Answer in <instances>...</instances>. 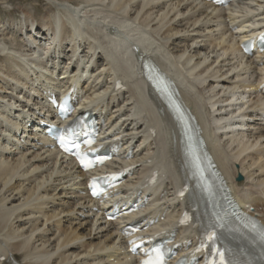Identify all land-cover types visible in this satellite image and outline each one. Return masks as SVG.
I'll return each mask as SVG.
<instances>
[{"label": "bare ground", "instance_id": "bare-ground-1", "mask_svg": "<svg viewBox=\"0 0 264 264\" xmlns=\"http://www.w3.org/2000/svg\"><path fill=\"white\" fill-rule=\"evenodd\" d=\"M46 1L40 21L22 8L20 37L0 19V264H137L121 234L132 221L154 220L144 234L194 249L200 231L179 224L193 207L177 195L188 180L181 129L142 78L140 55L181 87L235 195L264 222V52L241 49L264 31V0ZM72 87L99 120L101 143L119 147L107 169L133 167L104 202L44 134L56 116L46 95ZM136 201L147 206L127 213Z\"/></svg>", "mask_w": 264, "mask_h": 264}, {"label": "snow or ice", "instance_id": "snow-or-ice-1", "mask_svg": "<svg viewBox=\"0 0 264 264\" xmlns=\"http://www.w3.org/2000/svg\"><path fill=\"white\" fill-rule=\"evenodd\" d=\"M261 38L264 39V37ZM59 107L65 114L71 111L70 106L67 105L66 102L60 104ZM177 111H179L178 108ZM64 131L67 135L59 137L61 146L65 147L66 151H70L75 148V154L80 159L81 164L85 168L90 167L92 162H85L87 154L79 151V144L72 138L74 135V129L67 128ZM86 143L91 144L93 141L89 139ZM66 145L68 146L66 147ZM191 165L193 175L198 177V187L214 206L213 211L210 214L209 222L204 230L201 242V248L207 249V264H242L236 255V250L222 243L223 235L225 233L230 235L234 233L243 235L244 233L242 232V229L246 230L247 233L250 234L245 238L249 239L251 243H256L257 240L260 242L262 248L261 256L264 257V226H259L249 217L241 218L234 212H222L219 208H216V191L213 187L214 182L209 183L208 178L205 177L200 158L195 153H192L191 155ZM90 187L93 189V195H99L95 184V178ZM232 218H235V220L238 221V224H233ZM241 254H243L242 250ZM147 257L148 258L143 260L141 264H165L164 254L158 248L148 249ZM178 264H180L179 261ZM247 264H251V261H248Z\"/></svg>", "mask_w": 264, "mask_h": 264}, {"label": "rangeland", "instance_id": "rangeland-1", "mask_svg": "<svg viewBox=\"0 0 264 264\" xmlns=\"http://www.w3.org/2000/svg\"><path fill=\"white\" fill-rule=\"evenodd\" d=\"M46 3V0H0V19L12 35H19L20 37L22 32L24 31L23 33H25L27 29L22 10L24 8L30 9L38 21H40L42 19L41 17L46 13ZM254 78L252 77V79ZM17 257L20 262H23L22 256L17 255Z\"/></svg>", "mask_w": 264, "mask_h": 264}, {"label": "water", "instance_id": "water-1", "mask_svg": "<svg viewBox=\"0 0 264 264\" xmlns=\"http://www.w3.org/2000/svg\"><path fill=\"white\" fill-rule=\"evenodd\" d=\"M242 178H243V176H242V175H240V176H239V180H241Z\"/></svg>", "mask_w": 264, "mask_h": 264}]
</instances>
